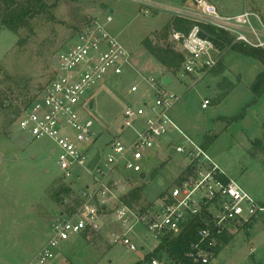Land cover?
Returning a JSON list of instances; mask_svg holds the SVG:
<instances>
[{"label": "rangeland", "instance_id": "1", "mask_svg": "<svg viewBox=\"0 0 264 264\" xmlns=\"http://www.w3.org/2000/svg\"><path fill=\"white\" fill-rule=\"evenodd\" d=\"M155 1L167 7L197 9L191 0ZM208 1L216 5L221 15L234 16L249 10L264 20V0ZM47 2L52 6V16L36 18L30 29L19 34L4 28L0 22V100L5 102L0 104V264H27L50 238L54 221L63 213L75 211L80 203L77 190L56 196L68 185L57 164L59 152L55 145L46 139L32 141L17 121L26 108L25 102L43 94L53 78L60 53L75 40L84 25L91 18L112 15L114 22L110 30L131 53L128 73L102 82L86 97L92 100L93 106L89 103L85 110L94 120L96 130L89 143V155L100 151L102 164L111 153L109 144L116 140L126 143L135 136L133 130L122 128L126 108L155 103L149 81L161 84L165 75H171L143 44L146 38L154 43H166L158 36L174 17L171 8L156 15L142 13L140 5L132 0ZM173 32L167 42L184 55L181 45L172 39ZM233 46V42L228 44L216 67L185 78L177 77L183 71L182 66V71L172 77V83L165 88L181 98L170 117L192 142L203 146L210 138L208 153L231 179L256 200L264 202V92L257 96L251 90L264 67L232 50ZM133 86L139 88L137 93L131 92ZM220 86L235 88L221 98L224 91ZM10 89L15 91V96L10 95ZM19 94L23 95L18 97ZM206 99L211 104L203 109ZM10 103L21 111L13 119ZM184 141L176 131L163 138V147L149 152L151 162H143L147 175L144 180L121 167V175L115 176V181L123 179L128 188L121 197L126 198L133 189L141 188L140 207L144 208L162 193H168L189 172L190 161L176 152L178 144L191 146ZM168 144L171 146L167 147ZM74 174L81 177L75 185H92L84 167H76ZM102 215L106 225L101 231L88 230L61 244L57 264H151L153 257L149 255L157 249L160 239L138 226L131 234L138 250L130 251L111 242V231L119 227L112 223L110 211ZM245 228H239L222 245L210 264H264V213L251 228ZM158 257L162 262L169 261L166 254Z\"/></svg>", "mask_w": 264, "mask_h": 264}, {"label": "built area", "instance_id": "2", "mask_svg": "<svg viewBox=\"0 0 264 264\" xmlns=\"http://www.w3.org/2000/svg\"><path fill=\"white\" fill-rule=\"evenodd\" d=\"M132 1L140 5L144 14L171 8L174 17L196 22L188 34L175 31L172 34L185 57L183 71L181 69L177 77L196 75L206 68L216 67L221 61L224 51L220 52L212 42L199 37L201 31L211 36L202 30L200 24L228 36L229 42L221 40L226 49L232 42L264 49V20L255 12L245 10L238 15L224 16L208 0H191L197 11L167 7L155 0ZM113 22V16L109 15L91 18L84 25L75 40L60 53L53 78L43 94L23 110L17 121L21 131L32 141L46 139L55 145L62 179L72 190L79 192L80 199L75 211L63 213L54 221L50 238L27 264H57L61 244L88 230L101 231L106 225L102 214L106 215L108 211L112 223L119 227L117 231H111V242L130 251L138 250L131 237L138 226L159 238V247L167 235L178 236L188 222L198 219L203 226L198 230V240L191 244L187 257L196 264H210L212 256L217 254L218 238L225 233L234 235L239 228L253 224L264 213V202L256 200L231 179L203 146L192 142L175 124L170 112L180 96L168 91L162 82L149 81L155 92V103L149 105L145 102L139 108L128 106L123 113L122 128L133 130V139L126 143L113 141L108 145L111 153L104 164L100 153L95 168H89L96 155H89V143L96 136V130L94 120L85 110L92 100L88 101L86 97L102 82L123 75L131 60V53L110 30ZM138 91L137 86L131 88L133 93ZM210 104L206 99L202 107L206 109ZM172 131L191 144L190 147L176 146V152L190 161L189 172H185L168 193H162L149 206L127 205L118 194L120 184L115 181V176L121 175L120 168L123 167L141 178L145 173L143 162L152 160L149 152L163 147L161 140ZM76 167H84L92 185H75L81 180L74 174ZM167 263L158 256L151 260V264Z\"/></svg>", "mask_w": 264, "mask_h": 264}, {"label": "trees", "instance_id": "3", "mask_svg": "<svg viewBox=\"0 0 264 264\" xmlns=\"http://www.w3.org/2000/svg\"><path fill=\"white\" fill-rule=\"evenodd\" d=\"M51 8L52 6H49L47 0H0V22L4 28L19 34L21 30L29 28L32 24V21H34L36 18L45 15L52 16L53 11H51ZM195 24L196 22L186 18H172L165 26L162 34L158 36L160 40H164L166 42L165 44H159V42L154 43V41H152L150 38H146L143 42L150 54L153 55L171 73V75H175L181 71L185 57L182 53L178 52L172 44L167 42L169 34L173 30L175 32L188 34ZM200 26L202 30L206 31L211 36L216 37L226 43L228 40H231L224 33H218L209 26L203 24H200ZM21 42L22 40H19V45H21ZM232 50L260 62L264 67V49L252 48L245 44H235ZM234 88L235 86H231L228 89H223L220 86V89L224 91L221 98L229 95V93H231ZM251 90L257 96L263 94L264 70L257 75L254 83L251 86ZM9 93L10 95L12 94V96H15V94H13L15 93L14 90L10 89ZM10 95L8 96L9 101H11ZM22 95L23 94H19L18 97ZM34 100L35 99H31L25 102V107H27ZM3 103L5 104V102L1 99L0 104L3 105ZM10 109L13 110V112L10 113L11 119H13L14 116L20 115L21 111L19 108L14 106V103H10ZM242 117L243 115L241 118ZM211 142V139L208 138V141H206V144L203 145V148H209ZM72 192L73 191L69 186L62 187L56 196H59L60 194H71ZM141 194V188H135L126 198H123V200L131 207H140V202L142 200ZM202 226V222L198 219L188 222L178 236L170 234L163 238L162 244L152 254H150L149 257H156L162 253H165L169 258L167 264H196L187 257V253L190 251L191 244L198 240V230ZM251 227L252 225H247L246 229ZM230 237H232V235L225 233L218 238L217 245L215 247L216 253L220 250L223 244L229 242Z\"/></svg>", "mask_w": 264, "mask_h": 264}, {"label": "water", "instance_id": "4", "mask_svg": "<svg viewBox=\"0 0 264 264\" xmlns=\"http://www.w3.org/2000/svg\"><path fill=\"white\" fill-rule=\"evenodd\" d=\"M199 37L203 40H208L209 42H212L213 45L219 49L220 52H223L226 50V44L217 38H214L212 36H208L206 33L202 32V31L199 33ZM168 79L169 78H165L164 81L166 82V81H168ZM91 106H93V104H91ZM99 160H100V151H98L96 153V155L94 156V158L90 162L89 168L91 170H93L95 168V166L97 165V163L99 162ZM141 178H145V175L144 174L141 175Z\"/></svg>", "mask_w": 264, "mask_h": 264}, {"label": "crops", "instance_id": "5", "mask_svg": "<svg viewBox=\"0 0 264 264\" xmlns=\"http://www.w3.org/2000/svg\"><path fill=\"white\" fill-rule=\"evenodd\" d=\"M159 13H156V15H158ZM173 18H176V17H173ZM129 69V68H128ZM128 69H126L125 70V72L127 71V73L129 72V70ZM167 71V70H166ZM124 72V73H125ZM123 73V74H124ZM122 76V75H121ZM172 77H174V75L172 76V75H165V77L163 78V81H162V84L166 87V86H168L169 84H171L172 83ZM165 78H169L168 79V81H164L165 80ZM208 100V99H207ZM204 103V102H203ZM202 106H203V104H202ZM203 108V107H202ZM204 109V108H203ZM133 134H135V133H133ZM22 139V138H21ZM169 145V144H168ZM144 175H145V178H141V180H144V179H146L147 178V175L145 174V173H143ZM142 174V175H143ZM120 178V177H119ZM118 181V183H120V187H119V190H118V194L120 195V194H125V193H127V191H128V188H127V184H123L122 183V181H123V179L121 180H117ZM246 190V189H245ZM121 196V195H120ZM263 202V201H262ZM250 225H253V224H250ZM246 229V228H245ZM249 229V228H248ZM235 235V234H234Z\"/></svg>", "mask_w": 264, "mask_h": 264}]
</instances>
